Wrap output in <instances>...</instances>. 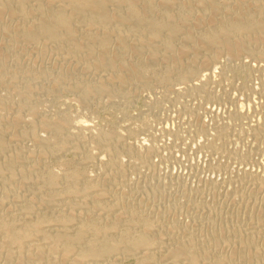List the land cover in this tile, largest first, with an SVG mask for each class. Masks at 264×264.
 I'll return each instance as SVG.
<instances>
[{
	"label": "bare ground",
	"instance_id": "bare-ground-1",
	"mask_svg": "<svg viewBox=\"0 0 264 264\" xmlns=\"http://www.w3.org/2000/svg\"><path fill=\"white\" fill-rule=\"evenodd\" d=\"M46 52L67 63L46 69L36 62ZM223 53L264 61V0H0V253L5 261L117 264L136 254L140 264H264V244L256 245L259 235L251 227L252 219L264 222L258 214L239 224L174 223L165 228L171 240L160 252L166 259H159L154 249L163 242L157 241L152 221L120 190L108 198L106 183L83 175L78 163L92 156L78 150L88 136L63 134L70 119L66 112L52 120L37 115L41 92L52 97L74 89L77 102L85 104L94 96L122 97L125 85L167 89L174 81L195 78ZM87 69L102 73L85 79ZM44 75L52 86L37 84ZM116 134L108 129L89 135L109 155L108 172L120 165L121 152L130 150L114 143ZM65 150L79 153L59 161L66 171L55 173L43 164L45 154ZM152 150L149 145L144 154H134L145 157ZM108 172L104 181L119 180ZM255 180L264 187V179ZM194 225L202 229L201 238L191 236Z\"/></svg>",
	"mask_w": 264,
	"mask_h": 264
},
{
	"label": "rangeland",
	"instance_id": "rangeland-1",
	"mask_svg": "<svg viewBox=\"0 0 264 264\" xmlns=\"http://www.w3.org/2000/svg\"><path fill=\"white\" fill-rule=\"evenodd\" d=\"M43 55L40 60L38 57L33 60L42 62L46 69H57L67 63L56 52ZM90 70L82 71L85 79L89 77L92 80L102 73ZM200 72L183 83L174 81L167 89L157 84L143 89L125 85L122 97L116 96L113 100L94 96L88 104L77 102L74 89L52 97L44 92L39 93L41 97L38 94L41 104L37 107V115L46 114L44 117L52 120L57 114L66 112L70 119L63 128L66 131L63 134L81 131L82 135L90 138H85L82 149L78 150L79 153L88 150L92 156L90 161L77 162L85 173L83 175L106 183L108 198L120 190L131 202V207L141 210L155 225L152 229L156 231H152L157 241L163 242L161 250L154 249L159 259H166L165 252L160 251L170 243L168 229L174 223L180 226L182 223L190 224L191 220L204 219L239 224L245 223L250 214L253 217L264 215V187L255 180L256 177L257 180L264 179V61L246 55L231 58L223 53L215 63H210ZM48 76L40 77L37 84L52 86L53 81ZM25 118L28 121L33 119ZM76 125L83 126L82 130ZM108 129L117 133L116 141L113 139L116 145L130 149V154L121 152L120 165L111 166L109 171H114L119 180L104 181L109 155L97 147V141L93 139L94 135ZM83 131H87L86 134ZM38 133L43 138L48 137L45 130ZM89 135L93 136L92 139ZM24 140L21 142L28 145L26 148L34 150L30 142ZM215 142L217 150L210 146ZM149 145L154 146L157 152L152 150L145 157H136L134 153L144 154V148ZM69 150L49 156L45 154L43 164L55 173L66 171L67 166L60 165L59 161H71L79 154ZM116 181H121V186ZM44 209L47 211L49 207ZM255 223L252 219L253 232L257 231L255 235H259L254 241L256 245L264 244V222ZM193 227L191 231L195 234L192 232L191 236L201 238L202 229L196 225ZM136 256L133 254L117 264H140ZM16 259H6V262L0 253V264H32L27 259L19 258V262Z\"/></svg>",
	"mask_w": 264,
	"mask_h": 264
}]
</instances>
